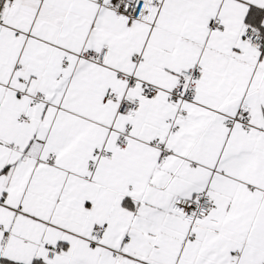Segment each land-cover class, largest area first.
I'll list each match as a JSON object with an SVG mask.
<instances>
[{"label": "snow or ice", "instance_id": "obj_1", "mask_svg": "<svg viewBox=\"0 0 264 264\" xmlns=\"http://www.w3.org/2000/svg\"><path fill=\"white\" fill-rule=\"evenodd\" d=\"M0 264H264V0H0Z\"/></svg>", "mask_w": 264, "mask_h": 264}]
</instances>
